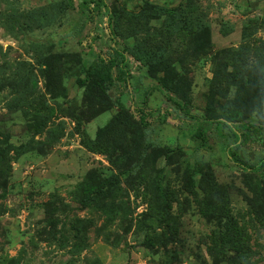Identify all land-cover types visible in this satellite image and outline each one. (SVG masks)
Here are the masks:
<instances>
[{"label": "rangeland", "instance_id": "obj_1", "mask_svg": "<svg viewBox=\"0 0 264 264\" xmlns=\"http://www.w3.org/2000/svg\"><path fill=\"white\" fill-rule=\"evenodd\" d=\"M231 151L264 161V0H0V264H264Z\"/></svg>", "mask_w": 264, "mask_h": 264}, {"label": "trees", "instance_id": "obj_2", "mask_svg": "<svg viewBox=\"0 0 264 264\" xmlns=\"http://www.w3.org/2000/svg\"><path fill=\"white\" fill-rule=\"evenodd\" d=\"M99 2H101V0H97ZM83 4L85 3H89L90 0H82ZM124 65H125V57L121 56L120 55V62H119V72H123L124 71ZM108 79L110 78L109 76L107 77ZM175 104L179 105L178 102L175 101ZM220 125H222L220 122H217V129L220 130ZM229 156L231 158V160L238 164L240 167L242 168H246V169H250L254 172H257V171H260L264 168V161H261L257 166L255 167H244V165H242L243 163H240L238 159H236L235 157V151H231L229 152ZM113 180H106L104 181L102 184L99 185V187L97 189H95L93 191V193L99 197H103L106 192L104 191V188L108 185L109 187L113 186ZM87 200H91V199H88L87 197Z\"/></svg>", "mask_w": 264, "mask_h": 264}]
</instances>
